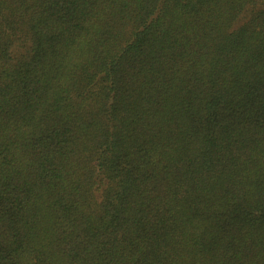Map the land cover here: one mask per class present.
Listing matches in <instances>:
<instances>
[{"label":"trees","instance_id":"1","mask_svg":"<svg viewBox=\"0 0 264 264\" xmlns=\"http://www.w3.org/2000/svg\"><path fill=\"white\" fill-rule=\"evenodd\" d=\"M0 264H264V0H0Z\"/></svg>","mask_w":264,"mask_h":264}]
</instances>
